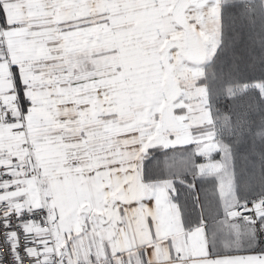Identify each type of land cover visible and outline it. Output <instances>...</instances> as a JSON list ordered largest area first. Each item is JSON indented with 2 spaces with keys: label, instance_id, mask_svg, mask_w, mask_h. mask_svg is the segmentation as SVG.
Masks as SVG:
<instances>
[{
  "label": "crops",
  "instance_id": "0c3cea01",
  "mask_svg": "<svg viewBox=\"0 0 264 264\" xmlns=\"http://www.w3.org/2000/svg\"><path fill=\"white\" fill-rule=\"evenodd\" d=\"M220 4L0 0V96L24 128L1 126L0 165L16 157L33 170L12 194L45 209L57 264H264L236 206L216 201L209 233L186 226L172 179L142 176L150 147L218 150L212 135L199 145L196 127L211 117L194 81L217 47ZM88 50L102 62L70 70L68 59ZM209 166L198 161L197 172ZM260 219L264 227V210Z\"/></svg>",
  "mask_w": 264,
  "mask_h": 264
},
{
  "label": "trees",
  "instance_id": "16d2710c",
  "mask_svg": "<svg viewBox=\"0 0 264 264\" xmlns=\"http://www.w3.org/2000/svg\"><path fill=\"white\" fill-rule=\"evenodd\" d=\"M263 7V0H221L218 44L203 75L194 81L204 86L211 117L206 126L240 201L264 198ZM3 26L0 7V28ZM13 80L23 111L27 101L15 69ZM196 149V143L150 147L142 161V176L171 178V199L182 221L186 226L202 222L209 233L219 216L218 204L213 194V175L197 172ZM213 240L216 242L218 237Z\"/></svg>",
  "mask_w": 264,
  "mask_h": 264
},
{
  "label": "built area",
  "instance_id": "2783aa9c",
  "mask_svg": "<svg viewBox=\"0 0 264 264\" xmlns=\"http://www.w3.org/2000/svg\"><path fill=\"white\" fill-rule=\"evenodd\" d=\"M19 121L11 104L0 96V128L13 125L9 131H22ZM32 174L33 170L16 157L0 165V264H57L45 209L27 204L23 195L12 194ZM262 210L264 198L237 205L232 212L250 223L258 248L264 246Z\"/></svg>",
  "mask_w": 264,
  "mask_h": 264
},
{
  "label": "rangeland",
  "instance_id": "374dc122",
  "mask_svg": "<svg viewBox=\"0 0 264 264\" xmlns=\"http://www.w3.org/2000/svg\"><path fill=\"white\" fill-rule=\"evenodd\" d=\"M263 3H264V0H263ZM104 50L108 52L109 49L107 47ZM97 52L99 53V51L88 50L85 53L72 55L68 59V63L72 65L69 69L73 70L76 64H78V66H77V69L75 70H78V68L86 69L88 67H95L98 64V62L100 63V61L102 60L101 57H99V59H101L99 61L97 58H94L93 56H91L92 54H97ZM109 61H110V56L106 55L104 62L109 63ZM196 129H197V132L199 133L198 134V137H199L198 142L200 143L199 145H201L202 147L203 145H207V143L209 142L208 136L211 135L210 129L206 126V124H201L197 126ZM206 149H208L207 146L205 147V150ZM219 155H220L219 150H217L216 152L202 151V154L199 157V162L206 163V165L207 164L212 165V166H209V169L211 168L210 170L212 171L206 172V173H210L213 175V182H212L213 183V194H214L215 200L217 202L219 201L223 210L226 209V211H229V209H231L234 206L243 204L247 201L260 199L259 197H255L254 199L249 198L247 200L244 199L240 201L239 198L235 196V190L233 189V186L231 184V177H229L227 173L225 172V164L223 160L220 159ZM226 222L227 220H222V223H221L222 226L227 224ZM244 230H247L248 232V227L247 228L245 227Z\"/></svg>",
  "mask_w": 264,
  "mask_h": 264
}]
</instances>
